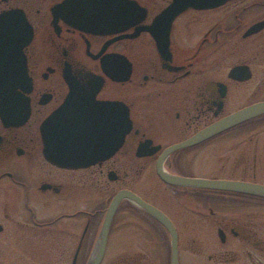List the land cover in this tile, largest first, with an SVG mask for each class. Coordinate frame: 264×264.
<instances>
[{"label":"flooded vegetation","instance_id":"1","mask_svg":"<svg viewBox=\"0 0 264 264\" xmlns=\"http://www.w3.org/2000/svg\"><path fill=\"white\" fill-rule=\"evenodd\" d=\"M60 1L0 0V13L18 10L31 28L21 54L31 80L22 93L29 116L19 125L0 121V264H86L95 230L121 189L172 222L178 264H264V193L176 184L157 172L161 160L169 175L264 186V112L163 155L221 117L264 101V26L247 33L264 21V0L188 7L171 22L156 19L172 0H135L134 17L114 24L100 18L98 28L54 19L51 7ZM234 55L228 70L220 69ZM236 65H247L250 76L231 77ZM70 85L83 88L73 92L71 111L100 113L101 151L107 139L117 138L125 112L130 121L113 154L78 167L48 161L40 133L42 121L69 97ZM241 96L245 100L234 105ZM220 149L228 153L220 156ZM57 152L72 155L69 148ZM146 167L156 176L150 199L137 190ZM116 182L91 208L92 189L105 194ZM128 209L151 228L147 264H171L170 232L133 201H120L110 230Z\"/></svg>","mask_w":264,"mask_h":264},{"label":"water","instance_id":"2","mask_svg":"<svg viewBox=\"0 0 264 264\" xmlns=\"http://www.w3.org/2000/svg\"><path fill=\"white\" fill-rule=\"evenodd\" d=\"M226 1L228 0H172L156 20L165 19L171 22L176 15L188 7L196 9L214 8ZM137 6L135 0H62L53 4L51 11L54 19L62 17L65 21L80 27H86L89 23L94 22L98 28L100 27V18L101 21L109 20L113 24L131 19L134 17ZM17 11L11 10L0 13V121L4 125L22 124L29 116L28 97H24L22 93L30 90L31 80L28 77L26 64L21 54L23 46L31 38V28L24 16ZM263 26L264 21H261L247 33L256 31ZM160 52L162 51L160 50ZM229 75L237 79H246L250 76V71L247 65H236L230 69ZM77 90L81 91L83 88H75L70 85L69 97L60 107L51 112L40 125L44 157L48 161L62 166L78 167L93 164L110 156L120 147L130 127L128 114L125 112L122 117V129L118 130L117 138L107 139L105 146H103L106 153L101 151L99 136H97L98 127H96L100 113L84 109L71 111L69 100L75 96L73 92ZM261 112H264V101L236 110L205 127L190 139L168 147L163 155L173 149L195 143L218 133ZM147 144L148 141H145L139 145V155L145 153L143 147H147ZM63 148H69V153L72 155L60 156L57 149ZM76 153H80V155L75 156ZM157 172L164 181L176 184L264 193V186L262 185L169 175L162 170L161 160L157 163ZM110 177L113 176L110 175ZM123 198L133 201L145 211L153 214L168 229L172 241L171 264H178L177 236L172 222L161 210L128 189L119 190L111 198L99 230L95 248L86 264L101 263L105 254L113 215Z\"/></svg>","mask_w":264,"mask_h":264},{"label":"rangeland","instance_id":"3","mask_svg":"<svg viewBox=\"0 0 264 264\" xmlns=\"http://www.w3.org/2000/svg\"><path fill=\"white\" fill-rule=\"evenodd\" d=\"M222 52L226 53V50ZM235 58H237L235 55L229 58L226 57L225 60L222 61L223 66H220V69L225 68L227 71L228 65L235 60ZM244 100L245 99L242 96L235 98L234 105H237ZM219 151L220 156L228 153V151H222V149ZM154 181H156V176L153 169L150 167L144 168L139 173V186L137 187L138 192L150 199L149 184H153ZM128 185H131V183L129 182ZM118 186V182L107 184L108 191L105 194H99L98 191L96 192L92 189L91 208L103 200L106 194L108 195L114 187L116 188ZM133 214L130 209L122 210L118 213L115 224L110 230L106 251L100 264H138V262H136L137 260L140 261V264H147L149 262L150 252L152 251V241L154 240L151 236V228L146 222L138 220L136 216L134 217ZM133 219H137L138 221H134ZM100 227L101 225H98V228L95 230L96 238L92 239L93 247L91 253L95 248ZM161 249L162 247L160 245L157 248V251H161ZM138 253L143 254L145 259H143L141 255H138V258L134 257ZM132 257L134 258L133 260ZM122 258V261L124 262L121 263L120 259ZM21 264H31V262H29L28 259H24Z\"/></svg>","mask_w":264,"mask_h":264}]
</instances>
